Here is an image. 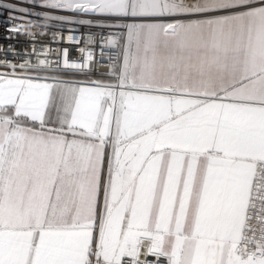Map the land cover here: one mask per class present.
<instances>
[{"label":"snow or ice","instance_id":"6c2138e0","mask_svg":"<svg viewBox=\"0 0 264 264\" xmlns=\"http://www.w3.org/2000/svg\"><path fill=\"white\" fill-rule=\"evenodd\" d=\"M26 2L113 51L0 72V264H264V0Z\"/></svg>","mask_w":264,"mask_h":264},{"label":"built area","instance_id":"2783aa9c","mask_svg":"<svg viewBox=\"0 0 264 264\" xmlns=\"http://www.w3.org/2000/svg\"><path fill=\"white\" fill-rule=\"evenodd\" d=\"M16 4L18 7H28L33 11L45 12L46 9L39 7L33 8L25 0H0V72H11L13 66H27V62H36V52L41 50H53L49 59L55 61L62 57L65 49L68 51V58L71 61L82 62L84 53L91 51L94 54V73L96 76L103 75L108 71L102 67V62H107L113 50L103 49L101 54V32L99 29L67 21L46 20L43 15L32 16L16 13L3 8L4 4ZM50 15L63 14L74 19L87 18L77 16L73 13L49 12ZM25 15V20H31L28 24L24 21L13 20V16ZM19 24V27L14 25ZM104 35H107L105 31ZM72 36L75 42H70L68 37ZM83 50V51H82ZM86 73L88 70H85ZM90 78H95L92 73H88ZM83 78V77H80ZM154 260V257H148Z\"/></svg>","mask_w":264,"mask_h":264},{"label":"crops","instance_id":"0c3cea01","mask_svg":"<svg viewBox=\"0 0 264 264\" xmlns=\"http://www.w3.org/2000/svg\"><path fill=\"white\" fill-rule=\"evenodd\" d=\"M26 1V0H25Z\"/></svg>","mask_w":264,"mask_h":264}]
</instances>
